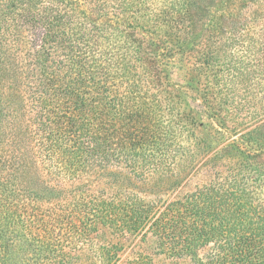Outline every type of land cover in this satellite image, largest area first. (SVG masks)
I'll list each match as a JSON object with an SVG mask.
<instances>
[{
  "label": "trees",
  "instance_id": "trees-1",
  "mask_svg": "<svg viewBox=\"0 0 264 264\" xmlns=\"http://www.w3.org/2000/svg\"><path fill=\"white\" fill-rule=\"evenodd\" d=\"M215 2L0 0V264H120L137 236L189 264H264V105L211 100Z\"/></svg>",
  "mask_w": 264,
  "mask_h": 264
},
{
  "label": "rangeland",
  "instance_id": "rangeland-1",
  "mask_svg": "<svg viewBox=\"0 0 264 264\" xmlns=\"http://www.w3.org/2000/svg\"><path fill=\"white\" fill-rule=\"evenodd\" d=\"M214 6L217 9L220 8L218 18L223 21L218 24L223 25L216 31L217 40L211 38L209 41L219 45L223 50L220 68L227 73V78L222 77L220 85L210 84L211 100L216 105L222 104L237 118L243 112L241 109L247 105L258 108L264 105V79H254L249 74L247 78H244L242 77L243 66L240 67L242 63L247 65L251 61L256 62L260 57L264 59V45L258 46L260 42H264V0H217ZM222 14L225 15L224 19ZM235 16H240L239 21H242V24L230 31L229 20ZM232 31L234 34L231 33ZM206 39L208 40L207 34ZM193 60L194 58L190 55L182 56L181 54L171 59L172 66L169 70L173 82L183 86L187 84L189 76L192 75ZM262 68L264 72V62ZM248 72L249 69H247ZM203 82L206 84L205 78ZM190 104L197 105L194 100L190 101ZM183 105L185 106L184 101ZM201 181L202 178L193 179L186 189L195 187ZM155 252L154 244L143 242L141 236L129 237L124 240L119 263L131 264L140 254H143L153 258L154 264H189L188 259L171 260ZM44 261V264H47L46 259Z\"/></svg>",
  "mask_w": 264,
  "mask_h": 264
}]
</instances>
